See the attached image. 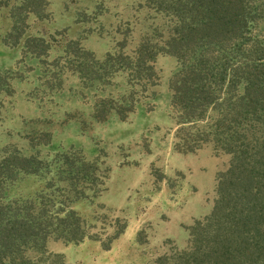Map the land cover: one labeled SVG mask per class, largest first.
Instances as JSON below:
<instances>
[{
    "label": "trees",
    "instance_id": "obj_1",
    "mask_svg": "<svg viewBox=\"0 0 264 264\" xmlns=\"http://www.w3.org/2000/svg\"><path fill=\"white\" fill-rule=\"evenodd\" d=\"M105 1L74 8L78 33L63 26L44 35L31 33L29 23L51 19L50 0H0L7 20L1 44L20 49L18 63L37 64L26 95L88 93V123L124 121L139 105L152 108L154 62L172 58L165 86L174 149L208 148L227 160L209 211L186 227L185 245L143 264H264V0H116L112 19ZM91 32L109 42L100 54L82 43ZM13 79L22 81V72L0 74V101ZM26 137L27 152L0 148V264H68L48 250L49 241L91 240L108 249L125 224L115 216L110 234L95 229L108 217L97 200L106 177L99 153L88 157L72 145L45 150L44 130ZM151 175L152 184L163 181L158 169Z\"/></svg>",
    "mask_w": 264,
    "mask_h": 264
},
{
    "label": "rangeland",
    "instance_id": "obj_2",
    "mask_svg": "<svg viewBox=\"0 0 264 264\" xmlns=\"http://www.w3.org/2000/svg\"><path fill=\"white\" fill-rule=\"evenodd\" d=\"M66 1L68 6L64 7L62 0H50L51 19L31 20L29 31L46 35L68 26L69 35L78 33L83 25L71 23L72 11L79 6L90 7L95 0ZM105 2L111 9L104 16L112 19L116 0ZM6 25L7 20L1 13L0 31ZM81 40L97 54L109 44L95 32ZM20 57L18 47L3 46L0 40V74L17 69L23 75L20 82L11 80V95L0 101V148L11 145L27 152L30 147L26 136L44 130L50 133V144L45 150L72 145L88 157L99 153L100 168H106V177L105 190L97 200L104 205L99 211L105 210L108 217L97 220L95 229L105 228L110 234L112 227H108V223L115 216L125 224L106 250L99 242L91 240L77 244L49 241L48 250L61 254L68 264H143L170 246L183 247L186 227L211 207L215 175L224 169L227 157L215 155L208 148L193 153L174 149V119L165 86L175 67L173 59L159 56L154 62L159 84L155 87L150 110L139 105L124 121L109 118L101 123H88L86 116L91 100L88 93L82 98L68 91L57 96H46L42 92L27 96L31 82L36 83L37 64L28 58L18 63ZM153 169L163 174V181L152 184ZM138 230L142 232L139 238Z\"/></svg>",
    "mask_w": 264,
    "mask_h": 264
}]
</instances>
